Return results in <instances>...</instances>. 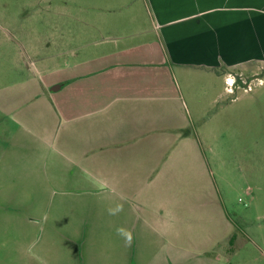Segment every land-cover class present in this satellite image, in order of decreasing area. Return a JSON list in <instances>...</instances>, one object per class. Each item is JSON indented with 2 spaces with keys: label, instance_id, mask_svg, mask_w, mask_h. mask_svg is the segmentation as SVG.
Listing matches in <instances>:
<instances>
[{
  "label": "crops",
  "instance_id": "crops-1",
  "mask_svg": "<svg viewBox=\"0 0 264 264\" xmlns=\"http://www.w3.org/2000/svg\"><path fill=\"white\" fill-rule=\"evenodd\" d=\"M144 1L133 37L148 41L33 62V105L0 154V264H225L233 221L178 77L230 92L233 72L264 65V0Z\"/></svg>",
  "mask_w": 264,
  "mask_h": 264
},
{
  "label": "rangeland",
  "instance_id": "rangeland-1",
  "mask_svg": "<svg viewBox=\"0 0 264 264\" xmlns=\"http://www.w3.org/2000/svg\"><path fill=\"white\" fill-rule=\"evenodd\" d=\"M148 26L144 0H0V154L18 112L33 105L36 58L59 52L63 67L103 54L117 37L130 36L121 40L128 45L148 41L152 36L133 37ZM68 31L76 55L67 54ZM178 80L187 117L199 115L198 129L187 130L198 134L204 167L233 221L232 239L216 253L225 264H264V65L233 72L230 92L223 79ZM223 106L232 107L226 122Z\"/></svg>",
  "mask_w": 264,
  "mask_h": 264
},
{
  "label": "built area",
  "instance_id": "built-area-1",
  "mask_svg": "<svg viewBox=\"0 0 264 264\" xmlns=\"http://www.w3.org/2000/svg\"><path fill=\"white\" fill-rule=\"evenodd\" d=\"M233 82L234 81L232 79L231 80L230 79L227 80L228 85H230L231 87L233 86ZM246 90L251 91L252 90L251 86H249L248 88H246Z\"/></svg>",
  "mask_w": 264,
  "mask_h": 264
},
{
  "label": "clouds",
  "instance_id": "clouds-1",
  "mask_svg": "<svg viewBox=\"0 0 264 264\" xmlns=\"http://www.w3.org/2000/svg\"><path fill=\"white\" fill-rule=\"evenodd\" d=\"M131 239V237L129 236V240Z\"/></svg>",
  "mask_w": 264,
  "mask_h": 264
}]
</instances>
